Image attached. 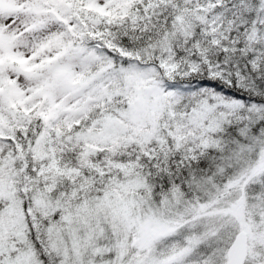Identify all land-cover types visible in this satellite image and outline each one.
Instances as JSON below:
<instances>
[{"label": "snow or ice", "instance_id": "obj_1", "mask_svg": "<svg viewBox=\"0 0 264 264\" xmlns=\"http://www.w3.org/2000/svg\"><path fill=\"white\" fill-rule=\"evenodd\" d=\"M0 264H264V0H0Z\"/></svg>", "mask_w": 264, "mask_h": 264}]
</instances>
